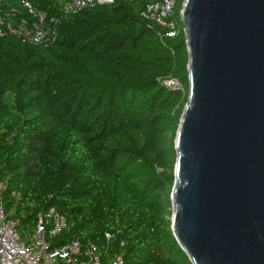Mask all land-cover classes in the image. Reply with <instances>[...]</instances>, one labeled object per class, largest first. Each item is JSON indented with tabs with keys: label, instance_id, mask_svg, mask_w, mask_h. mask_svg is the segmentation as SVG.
<instances>
[{
	"label": "trees",
	"instance_id": "1",
	"mask_svg": "<svg viewBox=\"0 0 264 264\" xmlns=\"http://www.w3.org/2000/svg\"><path fill=\"white\" fill-rule=\"evenodd\" d=\"M2 0L6 20L26 17ZM52 19L49 46L0 37V199L27 240L55 209L77 240L124 264H191L170 229L174 139L187 101V51L140 17L159 0H116L64 14L62 0H25ZM178 81L182 90L161 82Z\"/></svg>",
	"mask_w": 264,
	"mask_h": 264
},
{
	"label": "water",
	"instance_id": "2",
	"mask_svg": "<svg viewBox=\"0 0 264 264\" xmlns=\"http://www.w3.org/2000/svg\"><path fill=\"white\" fill-rule=\"evenodd\" d=\"M170 229L191 264H264V0H184Z\"/></svg>",
	"mask_w": 264,
	"mask_h": 264
},
{
	"label": "built area",
	"instance_id": "3",
	"mask_svg": "<svg viewBox=\"0 0 264 264\" xmlns=\"http://www.w3.org/2000/svg\"><path fill=\"white\" fill-rule=\"evenodd\" d=\"M64 14H75L96 5L112 4L116 0H62ZM2 0H0V6ZM19 4L26 17L19 20H6L0 14V37L12 35L24 44L49 46L56 41L57 30L51 19L46 21L44 13L37 11L29 2L20 0ZM176 0H159L147 4L140 17L149 24L164 28L165 36H176L177 23L174 18ZM170 90H182L178 81L166 79L161 82ZM2 185L0 184V196ZM7 214L0 199V264H124L118 254H108L110 234H105L106 243L99 247L93 244L82 248L77 240L69 241L52 249L49 240L68 229L64 216L55 209L38 215L35 227L27 240H22L18 231V221Z\"/></svg>",
	"mask_w": 264,
	"mask_h": 264
},
{
	"label": "rangeland",
	"instance_id": "4",
	"mask_svg": "<svg viewBox=\"0 0 264 264\" xmlns=\"http://www.w3.org/2000/svg\"><path fill=\"white\" fill-rule=\"evenodd\" d=\"M182 25V24H181ZM187 93H188V91H187Z\"/></svg>",
	"mask_w": 264,
	"mask_h": 264
}]
</instances>
